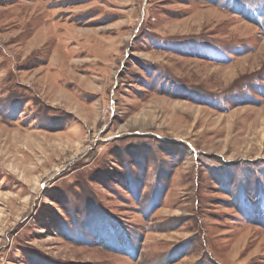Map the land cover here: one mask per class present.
<instances>
[{"label":"rangeland","instance_id":"374dc122","mask_svg":"<svg viewBox=\"0 0 264 264\" xmlns=\"http://www.w3.org/2000/svg\"><path fill=\"white\" fill-rule=\"evenodd\" d=\"M0 264H264V0H0Z\"/></svg>","mask_w":264,"mask_h":264}]
</instances>
